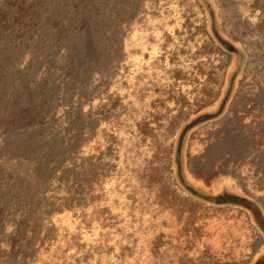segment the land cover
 <instances>
[{
  "label": "rangeland",
  "instance_id": "obj_1",
  "mask_svg": "<svg viewBox=\"0 0 264 264\" xmlns=\"http://www.w3.org/2000/svg\"><path fill=\"white\" fill-rule=\"evenodd\" d=\"M207 1L0 0V264L264 255L208 199L264 212V0Z\"/></svg>",
  "mask_w": 264,
  "mask_h": 264
},
{
  "label": "trees",
  "instance_id": "obj_2",
  "mask_svg": "<svg viewBox=\"0 0 264 264\" xmlns=\"http://www.w3.org/2000/svg\"><path fill=\"white\" fill-rule=\"evenodd\" d=\"M13 4L11 10H13V13H9L11 16V18L3 16L4 20L2 21V23L5 25L4 27H9L11 26H17L21 23L22 18L24 17H28L26 15L30 14L31 16L34 14L33 12L30 13V7H27V0H12ZM206 5L208 6V8H210V4L207 0H205ZM1 10V9H0ZM1 14V13H0ZM6 15V14H4ZM2 32V30L0 31ZM219 43L221 44V46H223L225 48V50L227 52L233 53V54H239V50L238 47L236 45H234L232 42L225 40L224 38H222L221 36L218 35V33H215ZM204 119H210L212 118L211 115L206 114L205 116H202ZM197 118L194 123L201 121L203 118ZM190 127V125H189ZM192 193H196L195 190H193L192 188H190ZM208 199H210L211 201H215L216 203L219 204H223V203H231V201H235V205H239L245 209H247L249 211V213L251 214V216L254 219V222L257 226V228L259 229V231L262 233V235L264 236V212L261 209V207L250 197H246V196H239V195H230V194H226V195H218V196H211ZM254 264H264V255L260 256L256 262Z\"/></svg>",
  "mask_w": 264,
  "mask_h": 264
}]
</instances>
